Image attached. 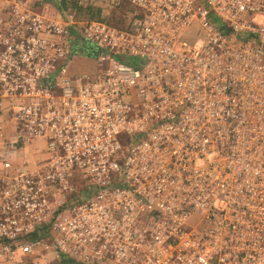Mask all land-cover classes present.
I'll return each instance as SVG.
<instances>
[{
  "label": "built area",
  "instance_id": "obj_1",
  "mask_svg": "<svg viewBox=\"0 0 264 264\" xmlns=\"http://www.w3.org/2000/svg\"><path fill=\"white\" fill-rule=\"evenodd\" d=\"M125 1L0 0V262L264 264V0Z\"/></svg>",
  "mask_w": 264,
  "mask_h": 264
},
{
  "label": "rangeland",
  "instance_id": "obj_2",
  "mask_svg": "<svg viewBox=\"0 0 264 264\" xmlns=\"http://www.w3.org/2000/svg\"><path fill=\"white\" fill-rule=\"evenodd\" d=\"M48 5H43L46 7V10L51 14H57L65 16L67 14H72L75 19L84 15H92L94 18L101 17L107 19L116 24H124L125 18L124 16H130V11L126 7L121 8L119 4L115 2L111 4L108 3V0H47ZM61 5L62 8L59 9L57 6ZM115 6V7H114ZM129 11V12H128ZM214 22H219L217 19H214ZM69 36L76 40L77 36L81 34L76 25L68 26ZM95 71V64L91 65L89 61H86L84 57H78V55L74 56L71 72H92ZM47 252V251H45ZM26 264H29L27 262Z\"/></svg>",
  "mask_w": 264,
  "mask_h": 264
},
{
  "label": "crops",
  "instance_id": "obj_3",
  "mask_svg": "<svg viewBox=\"0 0 264 264\" xmlns=\"http://www.w3.org/2000/svg\"><path fill=\"white\" fill-rule=\"evenodd\" d=\"M22 1H25L28 5H32V6H40V5H48V2H45V1H47V0H22ZM116 3V4H119V6H121V8H123V7H126V9H125V11H127V9L130 11V16H131V14H132V12H133V10H134V7L131 5V4H129L127 1H125V0H108V3L109 4H111V6H112V3ZM113 7V6H112ZM115 7V6H114ZM128 11V12H129ZM51 14V13H50ZM54 16H62V15H57V14H54ZM130 16H124V18H125V22H124V24H121V25H119V24H116V23H113V22H111V21H109V22H111L112 24H114V25H116V26H119V27H123V26H126L127 25V23H128V21H129V19H130ZM77 19H79V20H87V19H96V18H94V16H93V13H92V15H82V16H80L79 18H77ZM97 19H104V18H101L100 16L99 17H97ZM86 59V58H85ZM86 61H89V60H87L86 59ZM90 63H91V65H92V62L91 61H89ZM1 143H2V141L0 140V148H1ZM26 156H30V154H31V152H29L28 153V150H26ZM1 168V167H0ZM29 261V264H30V260H28ZM0 264H13L12 262H10V261H1L0 262Z\"/></svg>",
  "mask_w": 264,
  "mask_h": 264
},
{
  "label": "trees",
  "instance_id": "obj_4",
  "mask_svg": "<svg viewBox=\"0 0 264 264\" xmlns=\"http://www.w3.org/2000/svg\"><path fill=\"white\" fill-rule=\"evenodd\" d=\"M57 7H58L59 9H61V8H62V6H61V5H58Z\"/></svg>",
  "mask_w": 264,
  "mask_h": 264
}]
</instances>
